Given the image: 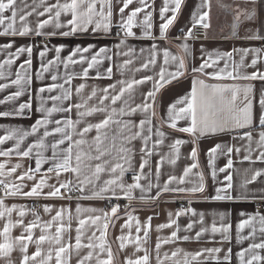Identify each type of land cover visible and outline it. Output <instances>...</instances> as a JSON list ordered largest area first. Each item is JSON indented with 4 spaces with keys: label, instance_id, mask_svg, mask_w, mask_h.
I'll return each instance as SVG.
<instances>
[{
    "label": "crops",
    "instance_id": "crops-1",
    "mask_svg": "<svg viewBox=\"0 0 264 264\" xmlns=\"http://www.w3.org/2000/svg\"><path fill=\"white\" fill-rule=\"evenodd\" d=\"M57 0H16V7L18 14L32 13L27 16V23L33 29L31 34L26 36H10L0 35V45L11 43L12 47L9 49H0V62H3L8 58L9 52H15L16 48L21 46H32L31 67L28 69V75L31 77L30 84H22L21 88L24 90V94L18 97L14 101H6L0 104V112L8 111L13 112L18 108L20 103L27 102L31 97L32 108L25 110L22 115H9L7 117L0 116V135H5L7 131L12 129H19L22 131L31 132V126L35 123L36 119L42 117V113L37 112L36 109L40 106V97L44 99L45 107H52L53 102L48 99L49 96L60 94L59 89L53 90L51 93L45 91L37 96V90L41 87H46L51 83L63 84L69 75L72 76L71 85H65L72 89L71 103H81L85 106L80 111H87L92 107H104L107 109L105 112H93L91 115L83 117L78 116L77 110L72 109L71 112L66 113H53L50 120L67 119L71 118L73 121L79 120L73 130V139H83L85 144L79 148H74V156L77 151L89 154L92 156L97 155L95 151V137L98 135L97 130L93 127L89 132L84 133L81 136L79 133L87 127L89 124L99 123L105 119L111 112L112 108H116L117 112L112 114L110 124L100 130L99 135L102 138V150L107 149L110 155H105L101 160H88L85 156L84 164L90 165L94 169L96 163H103L105 160L109 161L107 167H111L115 163H123L126 171L124 172L122 182L124 184H130L133 182V175L139 173L141 158L146 161L145 168L143 169V179L140 181L141 185L146 189L141 191L140 189H134L131 193V198H125L123 193L117 188V196L124 198L123 210L118 209L115 216L108 222L109 226L106 229L105 241L107 248L112 253V264H126L127 259L135 260L138 257H142L145 254L148 255V264H157V256L162 264H184L185 253L193 254L196 252H202V255L196 260H192L191 255L187 256L190 264H240L237 253L242 249L247 248L250 243L260 242L264 239L259 232V217L252 225L245 226L240 230V235L248 236L252 228L257 229L255 237H249L246 240L237 242V225L241 220H247L249 216H255L256 213L264 215V161L258 160L256 157L260 154V149L256 148V140L258 139V133L261 130L259 125V114L261 112L260 98L264 93V81L260 80H245V79H232L227 77L226 73H221V79H215L200 73H193L192 67H199L205 60L212 61L217 60V56L225 52H233L234 49H264V41L257 39H249L257 31L260 34H264V0H256L254 6L250 0H182L181 8L177 13V18L173 25L169 27L164 38H161L159 26L162 20L159 16V8L163 6V0H147V3L152 7L149 9L152 11V25L151 35L145 36L143 34V28L140 21L143 20V13L138 14L136 22L133 27L134 36L125 37L123 31L118 26L120 23L119 8L122 6V0H111L112 4V19L110 28L107 32L103 28L97 29L95 32L92 30L95 24H88L87 30H78L75 33L64 36L60 35L61 32H68L70 28L66 26L68 19H71L70 13H62L60 17V23L65 25L61 28L55 27V21L46 25L42 30L41 35L35 34V26L39 20L48 19L49 13H44L43 16H38L37 13L43 12L44 7L56 3ZM61 3L65 0H60ZM140 6L138 0H134L133 4L125 10L124 17L126 19L128 13L135 7ZM255 7L256 18L254 20H246L243 15L237 18V13H243L246 10H251ZM35 9V11H33ZM86 9L82 8L81 11ZM100 5L97 3V11H99ZM107 12V4L104 8ZM207 12L208 15L204 21L209 26L205 28L206 34L204 37L194 38L190 36L187 41L184 40V36L189 28L194 25L193 13L196 14V18L199 19L200 15ZM6 16H10V12L5 13ZM54 15V13H53ZM171 15V12L166 13V16ZM235 25V27H234ZM7 25H0V32L4 31ZM17 28L21 26V22L17 16L16 25ZM120 31V33H119ZM49 32H54V35H47ZM124 43H121V41ZM188 44V51L185 52L179 45L181 43ZM91 45L87 53L84 55L91 59L92 55L99 51L100 48H107L108 52L101 57V63L94 66L89 70L87 78L82 77L83 68L87 67V63L69 64L65 68L63 60L67 58L70 53L77 46L80 48H87ZM153 45L156 46V64L149 65L148 68H142V64L150 59L151 50ZM62 46V50L59 53L60 61H57L49 67L47 72H42L41 77L37 78V72L41 70V64H47L49 60H55L56 47ZM47 48L46 54L41 57L40 52ZM168 49L172 55L183 57L185 60L184 74L176 79H170L168 83H164L163 86L156 92L155 102L153 109L147 113L143 111H137L130 115H120L119 109L124 108L125 113L129 112L130 108L135 107L137 104L144 102V94L153 89L154 81L159 80L160 68L163 66L168 72L176 70V62L169 60L168 64L164 63L163 50ZM131 50V51H130ZM143 50V51H141ZM127 53V55H125ZM243 53L233 52L231 58L219 59L213 67L206 69V72H219L220 69L228 65V71L233 70L234 63H239L240 56ZM254 55L259 56L257 64L255 66L241 68L240 75H249L253 71H264V52L254 54L249 52L245 56V64L251 65V61ZM111 57V59H107ZM28 54L22 53L19 57L15 58L11 66L5 65V76L0 77V84H9V87L0 90V100H3L11 93L20 90L17 86L11 85L10 81L15 79L16 70L20 64L27 60ZM79 61V55L75 57ZM125 59L131 60L132 63L127 66H123ZM111 66L113 71L111 77L106 74V69ZM137 69H140L137 71ZM97 72L101 75L97 77ZM57 77L56 81L52 80V76ZM144 76H151L153 80H149L141 85H136L130 92H126L122 99L112 104L110 98L105 100L103 104H100L99 98L104 94L103 89L109 85H115L114 89H109L108 96L117 94L119 88L122 86L119 81H131L133 79L139 80ZM203 79L205 83L220 84L233 87L236 91L237 100L235 108L237 110L243 108L246 104L245 89L250 87L251 91L247 93V99L252 101L253 112V126H246L245 128H234L232 124H228L224 131H217L215 133L207 132L203 135L197 131L195 134L179 131L178 129L188 127L190 125V119L184 118L177 121V128L173 129L165 122L167 119L168 106L175 103L177 100L186 97L190 94L192 89L193 79ZM84 84L85 88L80 94L75 92V88ZM95 89L96 95L91 99V93ZM231 91L226 93L228 98L231 97ZM86 102V103H85ZM68 101L63 102L62 105L57 102L58 106L67 107ZM183 106V105H181ZM154 111L155 115L152 114ZM152 120V134L151 139L145 145L142 137L135 139H129L136 131H142V135H148L147 124L143 130L139 127V122L142 119ZM54 124L48 126L49 131ZM159 128L164 132V136L157 137L155 135L156 129ZM43 128L36 134H31L25 137L21 142V150H26L29 144H34L36 140L43 134ZM245 131H251L253 134V140L249 142L243 137ZM106 137V139H105ZM59 134L45 138L46 147L43 149H34L30 157H20L13 152L8 157L0 156V163L5 164L4 171L14 165H19L15 173L11 175L0 176V179L5 183H23V192L29 191L34 183L38 182L41 176H43L49 167L52 166V149L51 144L55 140L60 139ZM156 139H162V143L156 145L154 142ZM182 140L184 143L178 146V152L171 148V145L175 140ZM15 140L6 141L0 145V150H6L13 148ZM68 142L65 141L63 145H60L57 149L58 156L60 151L67 147ZM221 145L217 153L210 156L209 149L215 145ZM249 146L252 151L249 150ZM147 147L151 151V155H147L142 152L141 149ZM231 147L233 151L228 152V148ZM127 148L129 151L128 156L131 157V166L120 159V156L124 153L120 152V149ZM193 148L196 149V157L193 158L191 152ZM239 149V151H237ZM37 152H40L43 159L41 165V171L36 173L33 180L24 179L22 182L16 178L29 168H35V160L37 158ZM248 156L249 159H245ZM212 160V164L209 165V160ZM175 161L173 163L172 161ZM231 160V166L226 167L228 161ZM160 165V176L157 179L156 166ZM73 164L75 159L73 158ZM192 164H196L197 167L192 169L189 175L185 178L183 185L173 183L172 188L185 187L191 188L199 186L201 180L200 176L203 175V192L190 193V192H160L157 196L159 188L163 187L164 181L167 180L169 175H175L177 177L183 175L185 167H190ZM224 168L221 172L220 169ZM261 171V175L257 176L255 180L252 179L256 171ZM215 172V177L212 173ZM48 184H55L58 186V180L55 173L48 174ZM230 176L231 180L226 181L225 177ZM112 178L110 172L105 171L100 174V180L96 182L97 190L103 186V182ZM75 180V175L72 173H61L59 181ZM151 183V190H147L148 184ZM229 184L231 185L229 187ZM222 189L220 195L226 196L223 200H215L213 197L217 195V189ZM75 189V188H74ZM51 189L45 186L42 189V193H47ZM63 189H61L62 191ZM76 190V189H75ZM77 191V190H76ZM92 188L86 186V190L83 193L77 191L78 196L71 199L64 198L62 195L57 197H48L46 195L25 197L23 195L16 196H0L3 198L4 205L11 207L12 205L23 206V208L14 209L10 214H6L4 217H0V243H10L12 248L6 253L0 252V264H21L24 253L21 251V244L15 240L16 237L22 233L27 235L24 231V226L28 223L36 221L37 215L39 216L38 223L43 226L44 223L51 221L55 216L56 211L65 209L64 218L61 221L65 225V231L62 232L60 244H55L51 241H45L40 245L41 256L37 257L35 261L29 260L28 264H40L41 259H44L52 250V259L47 264H56L55 250L57 247L69 245L68 250L61 255L62 264H79L83 261V264H97V259H107V251L101 253L99 249H89L82 246L79 249L75 248L76 243V228L78 226V219L85 218L89 215H102L103 211L111 210V206L107 204V198H116L112 196L109 191L103 194V198H89L91 197ZM144 199H141V197ZM230 197V198H227ZM77 204L81 208H94L97 209L93 213L81 212L77 214ZM50 207V211L45 212L44 206ZM259 205V207L257 206ZM182 209H192L186 214L179 217L175 213ZM24 211L23 217L19 216V211ZM130 213L134 217L138 218L141 225L151 217V227L149 229L148 236L145 238L143 230L140 233L135 231L136 222H131V228L125 227L121 229V225L125 224L127 220V214ZM171 219L177 222L179 226L173 225L171 227L157 230V226L160 224H167L169 222V214ZM201 214L203 215V221L201 222ZM70 217V219H69ZM118 217V218H117ZM9 220L15 225L10 229L7 237L3 232L5 223ZM17 220L23 221V226L16 224ZM57 222H53V226L47 229L44 233L41 232V227L33 229L32 241H27V255L31 257L32 253L36 252L37 244L36 240L41 234L54 236L55 227ZM192 223L193 227L187 229V225ZM215 223L218 227L221 224L229 225V239L224 240L222 233H212L211 226ZM103 221L100 225L91 226L86 225L81 235L82 245H87L88 237L92 236L95 232L96 236L100 235V228H102ZM207 229L199 238L196 233L201 229ZM172 231H177V238L167 244H161L159 252L157 251L156 244L157 238L161 240L170 237ZM124 235L129 237V241L124 242V247L121 248V241L117 237ZM140 236V242L137 244L136 236ZM188 236V240L182 239V237ZM95 243H99V240H95ZM210 248H220L219 253H208L203 251ZM180 249L177 256L172 257V252ZM231 249L230 260L225 261L224 256ZM93 252L91 259L85 260L89 253ZM257 252L264 256V250H257ZM165 253L168 254V259H165ZM216 257V258H213Z\"/></svg>",
    "mask_w": 264,
    "mask_h": 264
},
{
    "label": "snow or ice",
    "instance_id": "snow-or-ice-1",
    "mask_svg": "<svg viewBox=\"0 0 264 264\" xmlns=\"http://www.w3.org/2000/svg\"><path fill=\"white\" fill-rule=\"evenodd\" d=\"M134 0H122V6L119 8L120 13V23L119 27L123 31L125 37H131L134 36L135 33L133 32V27L136 22V18L138 14L143 13V20L140 21L141 27L143 28V34L145 36L151 35V28L152 25V11L149 9L152 7L147 3V0H138V3L140 6L133 8L127 15L126 19L124 17L125 10L129 8L131 4H133ZM250 2L255 6L256 0H250ZM41 3H43V0H41ZM97 3L100 5L99 11H97ZM105 4H107V12L105 13L104 8ZM182 0H163V6L159 8V16L162 20V23L159 26L160 36L161 38H164L167 30L171 25H173L174 21L177 18V13L179 12L181 8ZM86 9L81 11L82 8ZM35 11V9H33ZM10 12V16H6L5 13ZM171 12V15L166 16V13ZM44 13H49L48 19L45 20H39L36 23L35 26V34L41 35V30L48 24L55 21V27L61 28L65 25H62L60 23V17L62 13H70L71 19H68L66 22V26L70 28V31L68 32H61L60 35H70L72 33L77 32L78 30H87L88 24H95V27L92 29L94 32L97 29L103 28L105 32H107L110 28L111 19H112V4L111 0H65V2L61 3L60 0H57L56 3L48 5L44 7V11L37 13L38 16H43ZM54 13V15H53ZM32 13H25V14H18V9L16 7V0H0V25L6 24L7 26L4 28L3 32H0V35H10V36H26L31 34L33 29L29 26L27 23V16L31 15ZM208 13L204 12L200 15L199 19L196 18V14L193 13V21L194 25L196 24H202L204 28H207L209 25L207 23H204ZM241 15L244 16L246 20H254L256 18V10L255 7H253L251 10H246L243 13L238 12L237 18H239ZM17 16L19 18V21L21 22V26L17 28L16 20ZM235 27V25H234ZM54 32H49L47 35L51 36L54 35ZM192 29L189 28L187 33L184 36V40L187 41V39L191 36ZM249 39H257L264 41V34H260L259 31L254 33L252 36L249 37ZM121 43H124L122 40ZM12 47L11 43L0 45V49H9ZM92 46L89 45L87 48H80L77 46L73 51L70 53V55L63 60V64L65 68L68 67L69 64H77V63H87V67L83 68L82 71V77L87 78L89 74V70L92 69L94 66H97L101 63V57H103L107 52V48H100L98 52H96L94 55H92L91 59H88L84 54L89 51V49ZM185 52L188 51V44L181 43L179 45ZM62 50V46L56 47V58L55 60H49L47 64H41V70L37 72V78L39 79L42 75V72H47L49 70V67L56 63L57 61H60L59 53ZM47 48L45 47L44 51L40 52V56L43 57L46 54ZM131 51V50H130ZM143 51V50H141ZM28 54V59L24 60L22 64H20L19 68L16 70L15 73V79H12L10 81L11 85H15L18 87V89L10 95L6 96L3 100H0V104L5 103L6 101H14L18 97L24 94L23 88H21L22 84H30L31 77L28 75V69L31 67L32 60H31V54H32V46L29 45L27 47L21 46L16 48L15 52H9L8 58L5 59L3 62H0V77L5 76V65L11 66L13 64V61L15 58L19 57L22 53ZM233 52H240L243 53L240 56L239 63H234L233 70L228 71V65L225 64V67L220 69L219 72H206V69L209 67H213L216 62L221 58H231L233 56ZM233 52H225L217 56V60L212 61V63H209V60H205L203 63L200 64L199 67H192L193 73H200L202 75H206L215 79H221V73H226L227 77L232 79H245V80H260L264 81V71H253L249 75H240V69L243 67H249V66H255L257 64V60L259 59V56L254 55L251 65L245 64V56L248 55L249 52H252L254 54H258L261 52H264V49L261 48H254V49H248V48H242V49H234ZM79 55V61L75 59V57ZM127 55V53H125ZM163 57H164V63L168 64L169 60L176 62V70L172 72H168L167 75L165 68L162 66L160 68L159 72V80L154 81L153 89L148 91L146 94H144V102L142 104H137L135 107L130 108L128 113H125L124 108L119 109L120 115H130L132 113H135L137 111H143L145 113L151 111L153 109V105L155 102V96L156 92L159 91V89L163 86L164 83L169 82L170 79H176L184 74V69L186 67L185 60L183 57L172 55L168 49L163 50ZM107 59H111V57H107ZM132 63L131 60L125 59L123 61V66L130 65ZM155 65L156 64V46L153 45L151 50L150 59L146 61L144 64H142V68H148L149 65ZM140 69H137L139 71ZM112 67L109 66L106 69V74L111 77L112 74ZM101 74L97 72V77H99ZM52 80L56 81L57 77L55 75L52 76ZM153 80V77L151 76H144L143 78L136 80L133 79L131 81H119V83L122 85L119 88V92L117 94L108 96L109 89H114L115 85H109L107 88L103 89L105 95L101 96L99 98L100 104H103L105 100H108L110 98L112 104H115L117 101L121 100L123 95L126 92H130L134 86L144 84L145 82ZM72 76L69 75L67 79L64 81L63 84H57V83H51L47 85L46 87H41L37 90V96L39 97L40 93H44L47 91L48 93H51L55 89L60 90V94L49 96L48 99H50L53 102L52 107H45V101L42 97H40V106L36 109L37 112L42 113V117L39 119H36L35 123L31 126V132L28 131H22L19 129H12L10 131H7L5 135H0V145L4 144L6 141L9 140H15V144L13 148H9L6 150H0V156L8 157L13 152H15L20 157H30L34 149H43L46 147L45 144V138L53 136L55 134L60 135V139L55 140L54 143L51 144L52 149V166L47 169V172L40 177L38 182L34 183L33 186L30 188L29 191L23 192L22 188L24 187L23 183H5L4 180L0 179V185H3L4 189V196H16V195H23L25 197L30 196H40V195H46L48 197H57L61 196V189L65 190L69 193L67 199H71V191L73 188H75L78 192L83 193L86 190V186H91L92 192L91 197H83L85 199L89 198H103V194L107 192H111L113 197L119 198L117 196V188L123 193L125 198H131V193L134 189H140L142 192L146 189L141 185L140 181L143 179V169L145 168L146 161L144 158H141V163L139 165L140 172L133 175L132 180L133 182L130 184H124L122 182V178L124 175V172L126 171L123 163H115L111 167H107L109 164V161L105 160L103 163H96L94 169L91 168L90 165L84 164V158L87 157L88 160H101L102 157L105 155H110V152H108L107 149L102 150V138L99 135L100 130L105 129L111 122L112 114L117 112L116 108H112L111 112L108 114V116L101 120L99 123H96L94 125L89 124L87 127H85L82 132L79 134L83 136L84 133L89 132L93 127L97 130L98 135L95 137V151L98 153L95 156L85 154L83 152L77 151L74 156V148H79L81 145L85 144L86 141L83 139H73V130L75 129L76 124L79 123V120L73 121L71 118L67 119H57V120H50L49 117L52 116L53 113H66L71 112L73 108L77 110V114L80 117L91 115L93 112H105L107 111L104 107H92L88 109L87 111H80L81 108H83L85 105L81 103L72 104V89L71 87H66L65 85H71ZM9 87V84H0V90L5 89ZM85 88L84 84H80L75 88V92L77 94H80L81 91ZM233 87L226 86V85H220V84H212L209 85L205 83V80L203 79H196L194 78L192 81V89L189 95L186 97H183L179 100H177L175 103L168 106L167 110V119L166 123L169 127L176 129L177 128V121L188 118L190 119V125L188 127L180 128L179 131L195 134L197 131H199L202 135L207 132L215 133L217 131H224L226 129V126L228 124H232L234 128H245L246 126H253V112H252V101L247 99V93L251 91V88L248 87L245 89V99L246 104L243 108L237 110L235 108V103L237 100L236 91L233 90ZM228 91H231V97L228 98L226 96V93ZM96 95L95 89H93L91 96L89 99H91L93 96ZM68 101V106H58L57 102H59L60 105L63 104V102ZM86 103V102H85ZM183 105V106H181ZM260 105H261V112L259 114V125L261 129H264V93L261 94L260 98ZM32 108V101L31 97L27 102L20 103L18 108H16L13 112L3 111L0 112V116L7 117L9 115H22L25 110H30ZM153 115H155L154 111L152 112ZM50 124H54L55 126L51 128L49 131L48 126ZM148 125L147 128L148 135H142V131H136L134 135L129 137V139H135L137 137H142V139L145 142V145H147V142L151 139L152 134V120L149 119H142L139 122V127L141 130H143L145 125ZM43 128V134L39 136V138L36 140L34 144H29L26 150H21V142L24 141L25 137L36 134L39 132V130ZM155 135L157 137H163L165 134L162 132L159 128L156 129ZM246 138L249 142L253 140V134L251 131H245L243 133V137ZM106 139V137H105ZM65 141L68 142L67 147L62 149L60 151V154L58 156L57 149L60 145H63ZM163 141L162 139H156L154 142V147L156 145L161 144ZM184 143L182 140H175L174 143L171 145V148L175 149L178 152V146L180 144ZM221 145L217 144L213 148L209 149V155L212 156L217 153V150L220 149ZM256 148L260 149V154L256 157L258 160L264 161V130L259 131L258 133V139L256 140ZM249 150L252 151L254 149H251L249 146ZM127 148L120 149L121 153H124V155L120 156L121 160H124L129 167L131 166V157L127 155L128 153ZM142 152L146 153L147 155H151V151L147 149V147L141 149ZM233 149L231 147L228 148V152L231 153ZM239 151V149H237ZM191 155L193 158L196 157V149L193 148ZM73 158L75 159V164H73ZM245 159H249L248 156H245ZM43 159L41 157L40 152H37V158L35 160V168H29L27 171L22 173L20 176H18L16 179L18 181H23L25 178L28 180H33L36 173H39L41 171V165L43 163ZM175 163V161H172ZM212 164V160H209V165ZM231 166V160L228 161V164L226 167ZM19 165H14L10 169L7 170V172L4 171L5 164L0 163V176L5 175H11L12 173H15ZM196 164H192L190 167H185L183 170V175L177 177L175 175H169L167 180L164 181L163 187L159 188L157 191V196L160 195V192H167V191H173V192H190V193H197V192H203L204 190V184H203V175L200 176V184L199 186H194L191 188H185V187H175L172 188L171 185L173 183H176L178 185H183L185 183V178L189 175V173L192 171V169L196 168ZM108 171L111 173L112 178L107 179L103 182V186L99 187L97 190V184L96 182L100 180V174ZM221 172L224 171V168L220 169ZM72 173L75 175V180H66V181H59V176L61 173ZM49 173H55L57 180H58V186L55 184H48L47 181L49 179L48 174ZM213 177H215V172L212 173ZM261 175V171H256V173L253 175L252 179L255 180L257 176ZM156 176L157 179H159L160 176V165L159 163L156 166ZM226 181H230L231 177L226 176ZM47 186L51 190L47 193H42V189ZM231 185L229 184V187ZM152 185L151 183L148 184L147 190H151ZM222 189H217V195L213 197L215 200H223L226 198L224 195H220ZM230 198V197H227ZM141 199H144L142 196ZM17 208H23V206H17L12 205L11 207H7L4 205L3 198H0V217H4L6 214L10 216V214L13 212L14 209ZM119 205H114L111 207L110 212L109 211H103L102 215H89L85 218L78 219V226L76 228V243L75 248L79 249L82 246H85L89 249H99L101 253L107 251V259H97V264H112V253L109 248L106 246L105 241V235H106V229L108 228L109 224L108 222L111 220L113 216L116 215L118 212ZM44 211L48 212L50 211V207L45 205ZM65 209H60L56 211L55 216L52 217L51 221H48L41 226L39 221V216L37 215L36 221L28 223L26 226H24V231L27 233L21 234L20 236L16 237L15 240L21 244V251L24 253L23 259L21 261V264H28L29 260L35 261L37 257L41 256V249L40 245L45 241H51L55 244H60L61 242V235L62 232L65 231V225L61 222L64 218ZM97 209L94 208H81L79 204H77L76 212L77 214L81 212L85 213H93L96 212ZM189 211H193L192 209H182L175 213L177 217L186 214ZM25 215L24 211H19V216L23 217ZM171 213L169 214V222L167 224H160L157 226V230L171 227L173 225L177 226V230L179 226L177 225V222L173 219H171ZM256 217H259L258 223L260 225L259 232L262 236H264V215H260L259 213H256L255 216H249L247 220H241L240 223L237 225V242L241 240H246L249 237H255L257 229L255 227L252 228L251 232H249L248 236H242L240 235V230L243 229L245 226L252 225L253 222L256 220ZM118 218V217H117ZM70 219V217H69ZM151 217H148L147 220L144 222L143 225H141L138 218L134 217L132 214H127V220L125 221V224L121 225V229L128 227L131 228V222L135 220L136 222V228L135 231L137 233H140L141 230L144 232L145 238L148 236L149 229L151 227ZM103 221L102 228H100V235L99 237L96 236L95 232H93L92 236L88 237V244L82 245L81 243V235L83 233V230L86 225L91 226H97L100 225ZM203 221V215L201 214V222ZM53 222L56 223L55 227V235L49 236L45 234H41L39 238L35 241L37 244V250L36 252L32 253L31 257L27 255V241H32L33 236L32 232L33 229L37 227H41V232L44 233L47 229L51 228L53 226ZM16 224H19L23 226L22 220H17ZM15 225L9 220L8 223L4 224L3 232L2 234L7 237L8 233L10 232V229L14 227ZM193 227L192 223H189L187 225V229H191ZM229 225L221 224L219 227L213 223L211 226V232L212 233H222L223 239L228 240L229 239ZM207 229L202 228L201 231L196 233L197 238L201 236V234L206 231ZM177 238V231H172L170 237L164 238L161 240L159 237L157 238V244L156 248L159 252V249L161 247V244H167L172 242L173 239ZM119 241H121L120 247H124V242L129 241V237L121 235L117 237ZM184 240H188V236L182 237ZM95 240H99V243H95ZM131 242V241H129ZM136 242L139 244L140 242V236H136ZM12 248V245L10 243H0V252L6 253L7 251H10ZM69 248V245H64L62 247H57L55 250V261L56 264H62L61 255L65 253ZM257 250H264V239H261L260 242H253L248 245L247 248L242 249L240 252L237 253V256L239 257L240 264H264V256H261ZM180 249H177L172 252V257L177 256ZM203 251H206L208 253H219L221 251L220 248H210L205 249ZM231 249L228 250V253L225 254L224 260L228 261L230 260L231 256ZM93 255L92 251H89L88 255L84 257L85 260L91 259ZM191 255L192 260H196L198 257L202 255V252H196L193 254L185 253V260L184 264H190L189 260L187 259V256ZM165 259H168V254L165 253ZM216 258V257H213ZM52 259V250L49 249L48 255L41 259L40 264H47L48 261ZM148 255L145 254L142 257H138L135 260L127 259L126 264H148ZM79 264H83V261H80ZM157 264H162L159 255L157 256Z\"/></svg>",
    "mask_w": 264,
    "mask_h": 264
},
{
    "label": "built area",
    "instance_id": "built-area-1",
    "mask_svg": "<svg viewBox=\"0 0 264 264\" xmlns=\"http://www.w3.org/2000/svg\"><path fill=\"white\" fill-rule=\"evenodd\" d=\"M191 29H192L191 36L194 38L204 37L206 34L205 28L203 27L202 24H196L195 26H192ZM119 33H120V31H119ZM3 195H4L3 185H0V196H3ZM61 195L63 197H67L69 195V193L66 192L65 190H62ZM70 195H71V198H73V197H77L78 193L73 188ZM106 201H107V204L111 207L114 205H119L120 210H123V208H124V206H123L124 198H120V197L119 198H107ZM257 206L259 207V205H257Z\"/></svg>",
    "mask_w": 264,
    "mask_h": 264
}]
</instances>
